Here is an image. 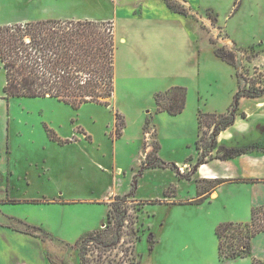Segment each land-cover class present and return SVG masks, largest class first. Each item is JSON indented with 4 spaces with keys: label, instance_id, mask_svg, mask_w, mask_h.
<instances>
[{
    "label": "rangeland",
    "instance_id": "rangeland-1",
    "mask_svg": "<svg viewBox=\"0 0 264 264\" xmlns=\"http://www.w3.org/2000/svg\"><path fill=\"white\" fill-rule=\"evenodd\" d=\"M161 7L169 11L166 4ZM119 13L109 0H0V27L63 16L113 21L122 33L125 25ZM206 16L215 19L211 13ZM179 17V53L166 59L163 78L154 79L146 68L129 70L119 63L116 92L108 108L89 104L74 110L51 98L7 100L0 61V200L26 201L0 203V223L23 229L11 219L14 216L46 230L53 238L46 241L52 264H81L82 237L104 228L118 196L127 200L119 204L129 211L132 222L138 217L140 264L220 263L216 229L240 218V186L220 189L218 201H190L199 191L214 187L192 175L199 160L213 158L214 151L209 128L197 148L198 112L227 113L237 93V76L242 90H264V48L235 47L236 67H232L217 60L211 46L215 42L221 48L224 34L212 36L202 24L203 34L194 36L187 30L189 21ZM176 86L188 91L187 110L177 116L157 113L155 95ZM256 108L253 101L243 105L253 112ZM118 112L127 126L120 138ZM46 124L61 138H70L71 144L51 140ZM185 163L191 168L180 169Z\"/></svg>",
    "mask_w": 264,
    "mask_h": 264
},
{
    "label": "trees",
    "instance_id": "trees-1",
    "mask_svg": "<svg viewBox=\"0 0 264 264\" xmlns=\"http://www.w3.org/2000/svg\"><path fill=\"white\" fill-rule=\"evenodd\" d=\"M166 3L172 11L187 16L184 9L177 11L181 6L172 0H166ZM212 44L214 54L219 59L236 67L232 51L216 47L215 42ZM117 48L112 22L48 18L1 26L0 61L6 73L5 99L51 98L74 110L89 104L108 108L115 93ZM237 79L240 87L229 111L225 114L200 112L198 118L201 133L196 143L197 148L199 149V143L207 134L204 129L209 128L212 130L211 148L217 151L218 159L234 158L260 148V145H254L250 149H235L219 144L220 134L235 124L238 115L247 117L245 113H239L241 99L264 96V90L256 93L242 90L241 76H237ZM187 98V89L180 86L157 93V113L180 115L186 109ZM119 114L117 113L116 122L117 138L123 135V129L126 128L125 118L119 119ZM148 121L149 119L146 121L145 131L148 129ZM45 126L51 140L67 143L53 129ZM205 162L206 158L200 160L197 168ZM223 182L225 181L219 180L215 185ZM206 191H199V197ZM120 201L128 203L126 199L117 197V201L111 204L104 228L82 237L79 247L81 264H140L136 253V244L140 240L139 228L136 227L138 217L132 222L129 211L119 204ZM202 201L203 199H199L196 203ZM11 219L24 228L2 225L21 230L45 242L53 240L42 227ZM261 232H264V206L253 208L250 222L220 224L216 229L220 260L249 257L252 239ZM253 264L264 263L253 258Z\"/></svg>",
    "mask_w": 264,
    "mask_h": 264
},
{
    "label": "crops",
    "instance_id": "crops-1",
    "mask_svg": "<svg viewBox=\"0 0 264 264\" xmlns=\"http://www.w3.org/2000/svg\"><path fill=\"white\" fill-rule=\"evenodd\" d=\"M109 1L117 7L121 16L120 20L125 25L124 31L120 33L117 30V23L104 20V22L114 24L116 41L121 44L116 51V68L119 63L129 70L146 68L152 72L154 79L163 78L161 75L166 59H173L174 54L177 51L179 53L177 35L181 32L182 27L180 15L189 21L186 27L194 36L199 33L203 34L204 31L200 27L202 24L210 30L212 36L217 37L224 34L225 40L221 38L219 43L222 44L221 47L232 50V52L235 47L242 49L264 48V0H172L184 8L187 16L172 11L166 0H136L137 2L132 5H127L128 2L124 3L123 0ZM164 4L169 11H165L161 7ZM207 13H211L215 17L214 21L206 16ZM56 17L60 18L55 19L73 20L62 18L63 16ZM211 46L214 51L213 44ZM215 57L222 61L216 55ZM239 87L237 79L236 91L239 90ZM248 101L256 102L257 111L243 109V105ZM240 107L239 113H245L247 117L243 118L238 115L235 124L220 134L219 144L235 149H250L254 145H260V148L249 150L230 159L216 158L217 151L214 150L211 153L213 158L209 156L206 158L207 162L192 172L198 182L213 184L214 187L207 190L201 197L197 195L196 200L190 201L196 203L197 200L203 199L200 204L206 201H218L221 198L220 189L237 184L240 186L238 190L241 196L239 198L242 200L241 216L238 219L229 220L234 223H247L251 221L253 208L264 206V96L243 97ZM200 112L206 113V110H201L198 113L200 114ZM47 126L49 127V125ZM125 129L124 135L126 134ZM2 131L4 133V130ZM7 131L9 134L11 126ZM58 137L67 142L62 145L71 144V142L68 143L70 138L63 139L59 135ZM8 153H10L9 149ZM198 154L200 159V153L198 152ZM188 168H191L188 163L180 167L182 170H188ZM219 180L225 182L215 185L214 183ZM7 200H11L10 202L14 204L26 202L6 198L0 200V203H5ZM1 211L3 210L0 209ZM11 215L10 217H12ZM49 250L47 243L42 239L21 230L4 227L0 223V264H51ZM253 258L264 263V232L252 239L249 257L221 261L219 256V264H253Z\"/></svg>",
    "mask_w": 264,
    "mask_h": 264
}]
</instances>
